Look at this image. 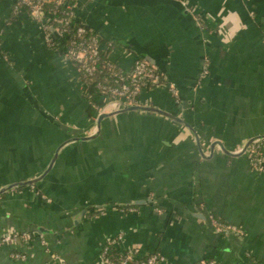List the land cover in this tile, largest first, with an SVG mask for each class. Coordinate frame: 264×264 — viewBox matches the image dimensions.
I'll list each match as a JSON object with an SVG mask.
<instances>
[{"label": "crops", "instance_id": "0c3cea01", "mask_svg": "<svg viewBox=\"0 0 264 264\" xmlns=\"http://www.w3.org/2000/svg\"><path fill=\"white\" fill-rule=\"evenodd\" d=\"M76 1L78 19L114 43V61L145 59L177 88L179 102L166 86L140 102L184 125L133 111L98 128L41 26L0 0V190L40 179L0 196V237L35 235L0 248V264H99L120 235V252L163 264H264V172L220 147L264 136V0H184L211 16L204 28L177 0ZM210 217L243 235L216 233Z\"/></svg>", "mask_w": 264, "mask_h": 264}, {"label": "built area", "instance_id": "2783aa9c", "mask_svg": "<svg viewBox=\"0 0 264 264\" xmlns=\"http://www.w3.org/2000/svg\"><path fill=\"white\" fill-rule=\"evenodd\" d=\"M14 14L19 15L26 9L29 17L41 26L45 44L62 55L68 69L76 72L84 97L99 114L119 112L130 107L142 106L140 97L144 91L166 86L176 102H179L177 88L158 67L145 59H137L131 68L125 69L112 59L115 45L104 42L98 34L88 31L87 24L78 19L76 0H14ZM191 12L200 27H207L211 16L199 8L187 5L184 0H177ZM81 21L76 27L74 24ZM207 73V72H205ZM104 76V81H97ZM94 87L91 89V86ZM244 149V148H243ZM242 149V150H243ZM263 140L253 141L245 151L252 171L264 172ZM234 154H239L241 151ZM160 213L159 209H156ZM216 233H233L243 235L240 227L217 221L210 217ZM35 235L33 233H7L0 237V248L14 247L20 244L29 245ZM123 236L111 239L102 249L99 264H163L165 259L159 253L139 257L137 250L120 252ZM114 248L120 254L113 259L109 252ZM14 259H23L19 253H12ZM57 264H68L64 259L56 257ZM199 264H217L213 260L201 261Z\"/></svg>", "mask_w": 264, "mask_h": 264}, {"label": "water", "instance_id": "95a60500", "mask_svg": "<svg viewBox=\"0 0 264 264\" xmlns=\"http://www.w3.org/2000/svg\"><path fill=\"white\" fill-rule=\"evenodd\" d=\"M133 111H144V112H151V113L160 114V115H162V116H165V117H167V118H170V119H172V120H174V121H176V122L181 123L182 125H184L183 121H181L179 118L174 117L173 115H170V114H168V113H166V112H163V111H161V110H158V109H156V108H153V107L135 106V107H130V108L125 109V110H121V111H119V112H115V113H113V114H111V115H110V114H105V113L101 114V115L99 116V118H98V128H100L102 120H104V119L107 118V117H110V116H113V115H116V114H119V113L133 112ZM93 139H95V136H94V137H91V138L81 139V140H87V141H89V140H93ZM78 140H80V139H76V140H73V141H78ZM255 140H264V136H263V137H257V138L251 139V140L245 145V147H244V149L241 151V153H239L238 155H237V154H234V153H230V152H228V151H227L224 147H222L219 143H215V144H214V147H215L216 145H220V147L222 148L223 153H224L225 155L229 156V157H234V156H236V155H237V156H241V155H244V154H245V151L247 150L248 146H249L253 141H255ZM73 141H72V142H73ZM198 144L200 145L199 142H198ZM201 154L203 155V153H201ZM213 154H214V152L212 151L211 156H213ZM203 156H204V155H203ZM204 157H205V156H204ZM56 158H57V155H55V157L53 158L52 163H51V165H50L48 171H49V170L51 169V167L53 166L54 162L56 161ZM48 171H47V172H48ZM45 174H47V173H45ZM39 180H40V179H38V180H32V181H28V182H24V183H17V184H14V185H10V186H8V187H5V188H3V189L0 190V196L3 195V194H5L6 192L12 190V189H15V188H20V187H26V186L34 185V184L37 183Z\"/></svg>", "mask_w": 264, "mask_h": 264}, {"label": "trees", "instance_id": "16d2710c", "mask_svg": "<svg viewBox=\"0 0 264 264\" xmlns=\"http://www.w3.org/2000/svg\"><path fill=\"white\" fill-rule=\"evenodd\" d=\"M81 23V21L79 22H76L74 24V26L76 27L77 25H79ZM87 29L88 31H92V32H95L90 26L87 25ZM96 33V32H95ZM97 34V33H96ZM99 35V34H98ZM100 36V35H99ZM100 38L102 39V37L100 36ZM105 77L104 76H99L97 81H104ZM94 87V85L91 86V89ZM103 209L102 208H94L93 211L91 212L92 214H96V213H99L101 212ZM109 255L113 258V259H119L120 257V254L118 253V250L112 248L109 252Z\"/></svg>", "mask_w": 264, "mask_h": 264}]
</instances>
